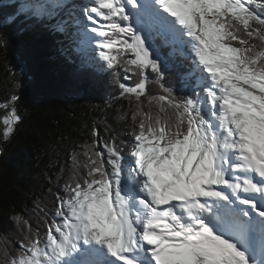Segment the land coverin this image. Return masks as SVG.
<instances>
[{
  "label": "snow or ice",
  "instance_id": "1",
  "mask_svg": "<svg viewBox=\"0 0 264 264\" xmlns=\"http://www.w3.org/2000/svg\"><path fill=\"white\" fill-rule=\"evenodd\" d=\"M76 23L100 67L140 77L119 84L136 101L132 150L93 128L46 236L15 216L27 231L0 264H264V2L90 0ZM161 49L191 58L193 95L148 94ZM20 119L4 117L5 140Z\"/></svg>",
  "mask_w": 264,
  "mask_h": 264
},
{
  "label": "trees",
  "instance_id": "2",
  "mask_svg": "<svg viewBox=\"0 0 264 264\" xmlns=\"http://www.w3.org/2000/svg\"><path fill=\"white\" fill-rule=\"evenodd\" d=\"M36 1L0 0V248L7 238L11 255L27 231L15 216L28 220L41 239L46 236L73 153L80 176L86 175L83 146L93 141V128L102 141L114 139L124 155L132 150L136 101L122 96L119 84L134 86L140 79L123 68L100 67L93 47L86 50L82 31L58 30L71 5H82L81 0H46L43 16L33 15ZM158 55L163 77L156 82L148 71V94H161L162 83L178 99L193 95L191 58L168 49ZM13 95L18 99L10 103ZM142 100L148 111L147 98ZM13 108L21 119L5 140L3 119ZM151 110L155 113L156 107Z\"/></svg>",
  "mask_w": 264,
  "mask_h": 264
},
{
  "label": "rangeland",
  "instance_id": "3",
  "mask_svg": "<svg viewBox=\"0 0 264 264\" xmlns=\"http://www.w3.org/2000/svg\"><path fill=\"white\" fill-rule=\"evenodd\" d=\"M52 1H55V2H57L58 3V0H52ZM64 1H66V0H64ZM73 5V6H72ZM71 5V7H70V10L67 12V13H65V16L63 17V20H61L60 22H59V26H63V31H61V32H67V31H69L70 29H74V28H76V29H81L80 27H79V25H76L77 23L76 22H74V21H72V19H73V17L77 14L78 16H80V18H82V9L84 8V6H82V5H78V4H72ZM77 12V13H76ZM69 18V19H68ZM57 21V20H56ZM58 30H59V28H58ZM91 45H93V44H89V43H84V46L86 47V50H88L89 49V47H92ZM173 53V55L174 56H181L180 54H179V50H177V51H174V52H172ZM192 71H193V73L196 71L194 68H192Z\"/></svg>",
  "mask_w": 264,
  "mask_h": 264
},
{
  "label": "bare ground",
  "instance_id": "4",
  "mask_svg": "<svg viewBox=\"0 0 264 264\" xmlns=\"http://www.w3.org/2000/svg\"><path fill=\"white\" fill-rule=\"evenodd\" d=\"M77 13V12H76ZM77 17H79L80 18V16H78L77 14L73 17V19H72V21H74V22H76V18ZM69 19V18H68Z\"/></svg>",
  "mask_w": 264,
  "mask_h": 264
}]
</instances>
